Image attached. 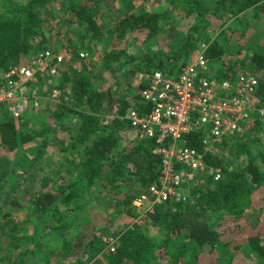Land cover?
Masks as SVG:
<instances>
[{"label":"rangeland","instance_id":"374dc122","mask_svg":"<svg viewBox=\"0 0 264 264\" xmlns=\"http://www.w3.org/2000/svg\"><path fill=\"white\" fill-rule=\"evenodd\" d=\"M29 1L0 0V15L23 19L24 12H18L17 8L20 7L17 6H27ZM168 1L38 0L35 3V11L40 20L35 24L33 31L28 33L31 35V48L26 54H21L19 60L13 58L12 61H18L16 65H27L36 54L44 50L67 52L70 59L60 67L58 77L41 78L33 92L29 94L31 103L28 110L20 119L14 120L15 148L0 140V239L3 242V244L0 242V264H70V261L65 259L61 263L62 258H59L58 262L55 257L45 261L43 251H40L38 256L31 255L32 247L29 241L26 244L27 248L19 243L11 247L9 256L4 250L10 246V240L12 241L10 229L16 217L13 211H17L20 216H30L24 207L29 206L32 196L39 191L40 179L47 176L52 181H57L59 176L56 172L60 170L63 172L69 164L73 165L75 162V159L71 160L72 156L64 150L69 148L71 137L75 136L76 127L81 119L77 114L68 116L67 110L76 109L83 112L85 108L82 104L77 106L73 98L63 94L61 90L63 84L70 86L75 76L79 74L85 77L98 76L107 55L119 56L120 60L118 65L114 66L115 70L103 72L100 88L110 90L117 99L129 100L127 106L130 109L136 102L141 101L133 89L136 86V79L143 72L140 67L147 65L145 59L151 60L154 64L162 61L161 63L164 62L172 68L166 67L164 70L173 71L186 62V56L178 58L174 56L185 44L188 47L194 45L192 55L201 48L208 55L210 49L215 51L216 60L211 63L217 73H252L260 81L264 80V70L256 68L252 62L255 55L264 56V12L253 7L232 17L230 13L233 9H229L232 8L231 1L220 7L219 0H181V3L188 4V12L186 9H175L174 13ZM196 3L202 7H209L204 19L199 15L198 8L193 9L195 8L193 4L197 5ZM73 8H77L76 12L83 13V16H77ZM135 12L163 14L159 33L149 37L146 32L137 31L126 33L119 38L118 34L113 32L119 20ZM92 21L95 29L92 28ZM53 91L59 93L56 99L53 98ZM259 102L260 97L257 98V103ZM5 111L7 116L3 114ZM9 116L7 105L0 103V121ZM110 116L116 117L114 114ZM258 121L260 120L250 126L244 136L230 140L217 148L214 156L223 157L228 171L239 169L242 162L248 158L246 152L253 163L264 172V119L261 123ZM121 137L123 147L143 143L133 131H123ZM41 140L49 143V146L38 150ZM202 182L200 193L204 192L205 186L214 181L211 178H203ZM132 186L122 184L120 193L106 188L103 194L99 195L101 199L92 197L91 194L86 197L85 211L78 212L79 217L77 212H74L79 219L73 228L80 229L86 227L83 223L86 216L91 218L90 215H95L92 218V225H95L94 222H98L100 216L106 213L109 215L108 230L104 232L95 225L97 234H92V239L100 238L102 243L99 246L97 244L98 255L94 259L88 260L89 254L84 259L81 258L85 264L98 259L104 261L109 254V245L112 242L110 240H115L116 245H119L120 239L117 236L139 228L140 224L133 225L126 213L125 206L128 200L135 196L136 191L141 190L138 184H135L134 188ZM54 187L50 185L43 195L52 193ZM115 211H118L116 215L113 214ZM6 214L8 216L2 218ZM209 217L212 226L218 225L216 230L223 246L215 255H210L209 251L202 252L196 263L264 264V187L256 186L250 199L246 200L244 206L237 208L233 216H224L221 219L209 214ZM30 231L31 227L22 228L26 240L32 237ZM148 233L154 245L160 246L155 253L157 257L162 258L160 264H171L167 258L172 257L180 248V241L172 240L171 243L169 241V247L166 248L164 242L167 241V237L164 233L157 230ZM255 240H259L257 245H260V249L253 246L256 245V242L253 244ZM54 249L58 250L57 247ZM177 264H184L183 259Z\"/></svg>","mask_w":264,"mask_h":264},{"label":"trees","instance_id":"16d2710c","mask_svg":"<svg viewBox=\"0 0 264 264\" xmlns=\"http://www.w3.org/2000/svg\"><path fill=\"white\" fill-rule=\"evenodd\" d=\"M37 1L30 0L27 6H17L20 7L17 8L18 12H24V20L12 18L9 15H0L1 76L12 66L18 64V61H12L13 58L19 60L21 54H26L31 48V35L28 33L33 31L35 24L40 20L34 7ZM229 1L232 2H230L232 8H229L233 9L230 13L232 17L253 7L264 12V0H219L218 4L220 7L226 6V2ZM168 4L174 13L177 9H186L185 11L188 12V4L181 3V0H169ZM175 5L177 6L175 7ZM193 7H195L193 9L198 8L199 15L204 19L209 7H202L198 4H193ZM73 10L77 16H83V13L76 12L77 8H73ZM163 18V14L158 13H130L119 20L120 22L113 32L118 34L119 38L126 33L137 31L146 32L149 37H152L161 30L160 23ZM94 27L92 21V28ZM193 51L194 45L188 47L185 44L181 51L175 53L174 56L176 58L186 56L187 62ZM208 53L209 55L206 52L207 57L211 62H215V51L210 49ZM76 57L79 56L76 55ZM119 60V56L107 55L98 76L85 77L79 74L75 76L70 86L67 87L63 84L61 87L64 95H69L76 101L77 106L82 104L85 108L83 112H78L76 109L67 110L68 116L77 114L81 119L76 127L75 136L71 137L69 148L64 150L72 156L71 160L75 159V162L73 165L69 164V167L63 172L61 170L56 172V175L59 176L57 181H52L47 176L40 179L39 191L32 196L29 206L24 207L30 216H20L17 211H15L16 213L13 211V215L16 217L15 223L10 229L12 241L10 240L9 247L4 248L8 256L11 255V247L19 243L27 248L26 244L29 241V245L32 247L31 255L38 256L40 251H43L45 261H48L50 257H55L58 262L60 261L59 258H62L61 263L65 259L70 261V264H85L81 258L84 259L89 254L88 260L94 259L98 255L97 247L102 243L100 238L93 237L92 239V234H97L95 225L105 232L108 230L107 224L110 222L109 215L106 213L104 216H100L98 222H94L95 225H92V218L95 215H90L91 218L89 216L84 218L83 223L86 227L83 226L82 229L73 228L79 219L74 212H77L79 217L78 212L85 211L86 197L92 194V197L96 196L101 199L102 197L99 198V195L103 194V190L106 188L109 191L120 193L122 184L129 187L133 185L132 188L138 184L141 190L134 193L136 196L149 185L158 181L161 161L152 154V143H135L134 146L130 144L127 147H123L121 144V132H132L128 122L121 119L128 110L129 102L127 101L129 100L117 99L110 90L105 91L100 88L103 72H113L114 66L118 65ZM144 62L147 65L140 67L143 72L166 71L164 70L166 67L172 69L166 63H161L162 61L154 64L146 58ZM252 62L256 68L264 70L263 55H255ZM259 82L256 95L257 98H261V102L258 103V107H264V80H259ZM133 90L137 96L139 88L135 86ZM137 98L140 100L139 97ZM140 103L141 101L136 102L133 106L138 108ZM116 110H118L116 117L108 119L107 116L115 114ZM3 114L7 116L6 111ZM261 121L263 120L258 121V123ZM191 137L189 136L187 139ZM0 140L2 143L11 144L12 148L16 146V125L10 116L0 121ZM40 143L41 146L37 147L38 150L49 146L46 141L41 140ZM226 143L228 142H224V144ZM245 154L248 158L242 162L239 169L233 171L227 170L223 157L213 156L209 163L223 169V177L220 181L208 184L202 193H200L202 190L194 192L192 202L180 207L176 212L158 206L156 212L147 217L144 225L117 236L120 239V244L117 246L116 252H109L104 261L98 259L89 263L160 264L162 258L160 259L155 254L160 246L154 245V241L148 233L153 230L164 233L167 237V241L164 242L166 248L169 247V241L170 243L172 240L180 241V248L172 257L167 258L171 264H177L182 259L184 264H198L196 262L202 252L209 251L210 255L217 254L223 244L216 230L218 225L212 226L210 224L209 214L216 215V218L221 219L224 216H233L236 209L244 206L246 200L250 199L252 190L256 186L264 187V172L253 163L248 153L245 152ZM39 156L41 157L42 154ZM50 185L55 186L54 191L48 195H43V192ZM132 199L133 197L128 200L125 207L126 213L134 225L136 214L131 209ZM117 213L118 211H115L113 214L116 215ZM7 216L6 214L2 218L5 219ZM27 226L31 227L32 237L29 238L31 241L26 240L27 237L22 232V228ZM25 240L26 242H24ZM0 242L3 244L1 239ZM254 242L256 245L253 246L260 249V245H257L259 240L253 241V244H255ZM55 244L57 246H54ZM105 245L107 244L105 243ZM172 245L173 243L170 246ZM54 247H57L58 250H55Z\"/></svg>","mask_w":264,"mask_h":264},{"label":"built area","instance_id":"2783aa9c","mask_svg":"<svg viewBox=\"0 0 264 264\" xmlns=\"http://www.w3.org/2000/svg\"><path fill=\"white\" fill-rule=\"evenodd\" d=\"M69 59L67 52L44 50L31 63L12 66L0 77V103L7 105L14 120L28 110L29 94L39 80L58 77ZM259 83L252 73H217L203 48L173 71L139 74L136 86L141 103L121 119L140 142L152 143L161 168L158 181L131 200L134 224L144 225L158 206L176 212L192 202L203 178L222 179L223 169L209 160L224 142L244 136L257 120L264 119V107L257 103ZM58 96L53 91V98ZM110 241L109 252L114 253L118 245Z\"/></svg>","mask_w":264,"mask_h":264}]
</instances>
